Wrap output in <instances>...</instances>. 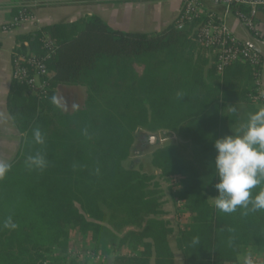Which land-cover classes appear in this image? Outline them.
Masks as SVG:
<instances>
[{
	"label": "trees",
	"instance_id": "16d2710c",
	"mask_svg": "<svg viewBox=\"0 0 264 264\" xmlns=\"http://www.w3.org/2000/svg\"><path fill=\"white\" fill-rule=\"evenodd\" d=\"M212 16L219 15L207 10L184 27L175 20L149 33L92 15L16 37L14 50L43 57L48 75L43 90L15 79L9 89L7 109L22 138L0 178V264H82L67 252L73 231L94 251H111L110 264H176L163 186L154 173L125 166L141 130L180 138L156 149L151 165L165 181L179 178L175 196L191 216L176 238L184 264H244L245 247L264 256V210L227 214L214 205V142L247 121L260 67L239 61L218 70L196 28ZM59 85L86 86L84 106L67 112L52 104ZM36 155L43 169L26 163ZM9 218L15 228L4 226Z\"/></svg>",
	"mask_w": 264,
	"mask_h": 264
},
{
	"label": "crops",
	"instance_id": "0c3cea01",
	"mask_svg": "<svg viewBox=\"0 0 264 264\" xmlns=\"http://www.w3.org/2000/svg\"><path fill=\"white\" fill-rule=\"evenodd\" d=\"M23 6L29 7L33 19L22 22L12 30H3L2 26L10 23ZM181 8L182 0H0V162L9 163L16 157L22 138L7 109V97L13 81L12 58L18 44L16 39L18 35L35 31L46 25L71 22L92 15L100 16L114 29L154 33L174 22ZM203 10L214 11L221 15L224 7L213 4L211 0H203ZM228 22L230 30L236 37L259 50L262 55L263 64L257 72L259 75L257 73L255 75V84L257 81L260 82L258 88L264 96V38L254 37L235 16H231ZM258 22L264 34V12L259 13ZM57 96L61 98V102H64L65 98L73 103L78 101L81 105L75 108H82L87 97V87L59 85ZM249 107L251 108H247V117L258 108L264 107V97L263 100H254ZM159 133L166 137H174L175 140L180 139L175 132L159 131ZM151 135L155 134L151 133ZM150 155L151 165L152 153ZM151 167V172L155 173L156 168L152 165ZM178 233L179 231L176 230L170 236L176 264H178L179 251L176 246ZM174 236L176 237L173 246L171 238ZM180 258L181 264H184L182 253Z\"/></svg>",
	"mask_w": 264,
	"mask_h": 264
},
{
	"label": "built area",
	"instance_id": "2783aa9c",
	"mask_svg": "<svg viewBox=\"0 0 264 264\" xmlns=\"http://www.w3.org/2000/svg\"><path fill=\"white\" fill-rule=\"evenodd\" d=\"M211 2L222 5L223 13L218 17H209L196 28L199 42L216 56L218 70L222 71L224 67L239 61H247L253 66L261 67L263 59L259 50L236 37L230 30L228 21L231 16H235L254 37L264 38L258 22L259 13L264 12V0H211ZM234 5L246 7L247 11H234ZM203 12L205 10L202 0H182V8L176 22L179 27H184ZM31 19L33 15L29 7L23 6L20 13L10 23L4 24L2 29L12 30ZM43 43L49 51L55 48V42L48 36L44 37ZM12 59L13 79L39 90L45 88L48 68L43 57L32 52L21 53L14 50ZM256 85L255 92L251 96L253 100L262 99L258 88L260 82L257 81Z\"/></svg>",
	"mask_w": 264,
	"mask_h": 264
},
{
	"label": "clouds",
	"instance_id": "9594fccd",
	"mask_svg": "<svg viewBox=\"0 0 264 264\" xmlns=\"http://www.w3.org/2000/svg\"><path fill=\"white\" fill-rule=\"evenodd\" d=\"M51 103L62 107L61 98L56 95L51 97ZM235 111L233 108V112ZM33 137L37 143L44 142L38 128L34 130ZM214 145L217 153L214 170L219 178L215 184L219 192V195L215 196V207L227 214L235 212L238 207L246 210L245 215L248 212L264 210V187H261L257 194L252 193L254 188L264 184V107L250 113L238 131L216 139ZM26 163L29 167H46V161L40 155L29 156ZM10 167L9 163L0 162V178L4 177ZM4 226L16 227L10 218L5 221ZM192 243L199 244V239L194 238ZM244 264L256 262L248 255Z\"/></svg>",
	"mask_w": 264,
	"mask_h": 264
},
{
	"label": "rangeland",
	"instance_id": "374dc122",
	"mask_svg": "<svg viewBox=\"0 0 264 264\" xmlns=\"http://www.w3.org/2000/svg\"><path fill=\"white\" fill-rule=\"evenodd\" d=\"M259 92L261 93L262 100H263L264 96L260 89H259ZM80 105H81L80 102L75 101L73 103V101L71 102L70 100H66V98L64 102H62L63 109L66 111H71V112L74 111V109H76L75 107H78ZM153 134L159 135V132L153 133ZM152 136H156V135H152ZM138 137L140 138L139 133H137L136 135V138ZM157 139L160 140L162 143H164L160 146H164L166 144H169L175 141L174 137L166 138L163 136L162 137L159 136L157 137ZM177 140L178 139H176V141ZM148 149H149L148 151L147 150L141 151L138 147H136V143H135L131 156L125 162V166L128 168H132V169L142 168L144 170L151 172L152 167L149 162L150 156H151L150 154L154 152L157 148H155V150H151V147ZM147 168L150 170H148ZM160 173H161L160 171L155 169L154 174L156 175V179L163 186L164 198L162 200L164 202V210H165V214L163 215V218L170 220V222L174 226L175 231L176 230L179 231L180 229H182V226L186 224L191 218V216L189 215V212L185 210L182 202L178 200L175 196L177 189L179 188L178 187L179 178L175 177L169 181H165L160 176ZM175 237L176 236L171 238L173 246L175 245ZM94 249L95 248L87 240H84L82 238L80 233L75 232V231L70 233V236L68 239L67 252L71 259H76L78 262L82 264H110L112 262L114 254L111 251H109L107 254H103L101 252L94 251ZM120 252L123 254H131L133 253V250L130 247L129 248L123 247L121 248ZM248 255H251L254 260L264 259L263 252L258 251L257 249L252 248V247H245L242 253L239 255V259L241 261H244L245 257ZM177 256H178V264H181L182 261L180 260L181 259L180 251L177 252Z\"/></svg>",
	"mask_w": 264,
	"mask_h": 264
},
{
	"label": "flooded vegetation",
	"instance_id": "af4514ba",
	"mask_svg": "<svg viewBox=\"0 0 264 264\" xmlns=\"http://www.w3.org/2000/svg\"><path fill=\"white\" fill-rule=\"evenodd\" d=\"M138 133L140 135V138L139 137L136 138L135 143H136V147H138L141 151H145V150L148 151L149 150L148 148L150 147H151V150H155V148L158 149L159 147H162L160 145L164 144L160 140L157 139V137L163 136L162 135L163 132L159 133V135L155 134L156 136L154 137L151 135L150 132L146 133L145 131H143V132H138ZM163 137H166V136H163ZM166 138H169V137H166Z\"/></svg>",
	"mask_w": 264,
	"mask_h": 264
},
{
	"label": "water",
	"instance_id": "95a60500",
	"mask_svg": "<svg viewBox=\"0 0 264 264\" xmlns=\"http://www.w3.org/2000/svg\"><path fill=\"white\" fill-rule=\"evenodd\" d=\"M154 137V136H153Z\"/></svg>",
	"mask_w": 264,
	"mask_h": 264
}]
</instances>
